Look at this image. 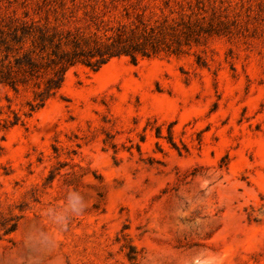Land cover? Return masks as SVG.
<instances>
[{"label": "rangeland", "instance_id": "obj_1", "mask_svg": "<svg viewBox=\"0 0 264 264\" xmlns=\"http://www.w3.org/2000/svg\"><path fill=\"white\" fill-rule=\"evenodd\" d=\"M204 8L221 33L78 64L31 114L0 86V264H264V0Z\"/></svg>", "mask_w": 264, "mask_h": 264}, {"label": "trees", "instance_id": "obj_2", "mask_svg": "<svg viewBox=\"0 0 264 264\" xmlns=\"http://www.w3.org/2000/svg\"><path fill=\"white\" fill-rule=\"evenodd\" d=\"M204 12V0H43L34 16L26 12L0 21V86L32 88L31 114L78 64L97 70L116 57L137 62L182 54L200 44L204 32L221 33L224 21L214 24ZM12 113L11 125L20 120ZM16 227V222L3 226V234Z\"/></svg>", "mask_w": 264, "mask_h": 264}]
</instances>
